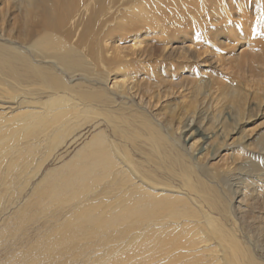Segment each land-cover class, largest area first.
<instances>
[{"label":"bare ground","instance_id":"1","mask_svg":"<svg viewBox=\"0 0 264 264\" xmlns=\"http://www.w3.org/2000/svg\"><path fill=\"white\" fill-rule=\"evenodd\" d=\"M260 54L264 0H0V264H264Z\"/></svg>","mask_w":264,"mask_h":264},{"label":"rangeland","instance_id":"2","mask_svg":"<svg viewBox=\"0 0 264 264\" xmlns=\"http://www.w3.org/2000/svg\"><path fill=\"white\" fill-rule=\"evenodd\" d=\"M2 8V7H1ZM251 32V36L252 37L255 32L253 30L250 29ZM233 46V45H232ZM242 46L239 45L236 48H234L235 52L240 53L242 52ZM261 59V60H260ZM247 61V62H246ZM244 61L246 64V66H252L255 65L254 63L256 62H261L264 63V54H260L259 57H257L256 59L253 58H249L248 60ZM254 67V66H253ZM260 69H264V66H259ZM255 110L252 111V115L251 118L249 119V121H244L243 124L240 127V131L242 132L239 137L237 138H245L246 140L244 141L242 139L243 142H249V144H251L252 149L257 147L258 144V140H259V136L260 135H264V105L263 106H254ZM259 134L258 137H256ZM256 150V149H255ZM243 149H240L239 152H242ZM53 165H49L46 167L47 169L52 168ZM255 199L257 201V213L260 214L261 216L264 215V198H262V196H264V190H260L257 194H254ZM263 206V207H262ZM263 211V212H261ZM261 212V213H259ZM263 214V215H262ZM264 218V216H263ZM264 226V223L262 225V227ZM264 228V227H263ZM261 245H264V240L263 242H260ZM258 252H256V255L261 258V260L264 261V249H259L257 250Z\"/></svg>","mask_w":264,"mask_h":264}]
</instances>
